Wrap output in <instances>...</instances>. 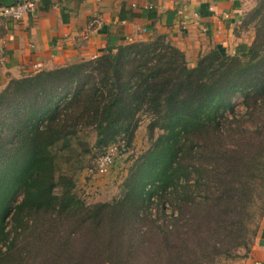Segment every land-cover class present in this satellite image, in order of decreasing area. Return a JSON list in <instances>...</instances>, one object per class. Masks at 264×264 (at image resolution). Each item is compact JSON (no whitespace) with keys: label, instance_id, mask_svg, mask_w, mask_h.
Here are the masks:
<instances>
[{"label":"trees","instance_id":"trees-1","mask_svg":"<svg viewBox=\"0 0 264 264\" xmlns=\"http://www.w3.org/2000/svg\"><path fill=\"white\" fill-rule=\"evenodd\" d=\"M242 24L245 52L211 49L193 67L155 35L9 79L0 264H225L248 251L264 213V0ZM141 117L157 137L116 197L85 202L57 165L69 140L89 127L98 147L127 148Z\"/></svg>","mask_w":264,"mask_h":264},{"label":"crops","instance_id":"crops-1","mask_svg":"<svg viewBox=\"0 0 264 264\" xmlns=\"http://www.w3.org/2000/svg\"><path fill=\"white\" fill-rule=\"evenodd\" d=\"M23 0H0V6ZM255 0H37L36 12L0 17V91L9 79L101 55L106 48L155 35L181 51L187 66L216 49L245 52L253 40L243 26ZM198 14V25L192 14ZM204 29V31H202ZM225 264H264V213L248 251Z\"/></svg>","mask_w":264,"mask_h":264},{"label":"rangeland","instance_id":"rangeland-1","mask_svg":"<svg viewBox=\"0 0 264 264\" xmlns=\"http://www.w3.org/2000/svg\"><path fill=\"white\" fill-rule=\"evenodd\" d=\"M240 99L236 100L237 110H241ZM148 119L141 117L138 128L134 132L125 151H120L114 156L113 164L107 173L102 176L90 177L88 169L92 166L93 159L103 148L95 145V132L86 127L78 129L75 138L69 140L67 150L62 152L65 160H57L61 173L70 175L74 180L75 193L87 203L106 202L116 197L119 185L127 175L134 161L150 147L158 132L149 138L146 132ZM114 144V143H113ZM57 146L52 151L56 152ZM57 154V152H56Z\"/></svg>","mask_w":264,"mask_h":264},{"label":"built area","instance_id":"built-area-1","mask_svg":"<svg viewBox=\"0 0 264 264\" xmlns=\"http://www.w3.org/2000/svg\"><path fill=\"white\" fill-rule=\"evenodd\" d=\"M37 0H23L20 3L0 6V17L12 20L20 19L24 16H30L36 12ZM193 23L198 25V14L193 13ZM204 31V29H202ZM123 142L108 145L93 159L92 166L88 169L90 177L102 176L107 173L113 164L114 156L120 151H125Z\"/></svg>","mask_w":264,"mask_h":264}]
</instances>
